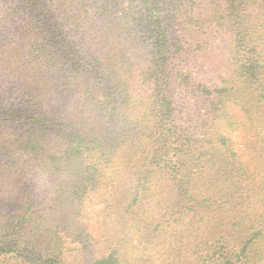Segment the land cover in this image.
I'll list each match as a JSON object with an SVG mask.
<instances>
[{"label":"trees","instance_id":"obj_1","mask_svg":"<svg viewBox=\"0 0 264 264\" xmlns=\"http://www.w3.org/2000/svg\"><path fill=\"white\" fill-rule=\"evenodd\" d=\"M0 264H264V0H0Z\"/></svg>","mask_w":264,"mask_h":264},{"label":"rangeland","instance_id":"obj_2","mask_svg":"<svg viewBox=\"0 0 264 264\" xmlns=\"http://www.w3.org/2000/svg\"><path fill=\"white\" fill-rule=\"evenodd\" d=\"M136 245L138 244L136 243ZM138 246H142V245H138ZM153 257L156 259V261H159V262L161 261L160 256L153 255Z\"/></svg>","mask_w":264,"mask_h":264}]
</instances>
